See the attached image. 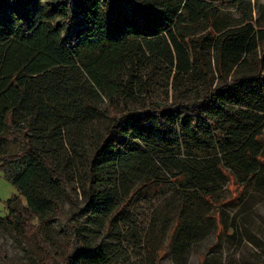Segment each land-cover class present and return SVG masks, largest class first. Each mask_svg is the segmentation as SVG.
Instances as JSON below:
<instances>
[{
  "label": "trees",
  "instance_id": "trees-1",
  "mask_svg": "<svg viewBox=\"0 0 264 264\" xmlns=\"http://www.w3.org/2000/svg\"><path fill=\"white\" fill-rule=\"evenodd\" d=\"M190 5V24L175 11L165 26L167 12L133 0H0V172L19 191L5 201L1 226L19 225L42 247L44 222L57 221L69 236L58 264H115V246L88 241L85 224L109 219L105 235L113 226L119 234L115 222L135 196L174 186L176 213L162 207L160 229L173 219L169 242L180 254L212 225L209 206L221 203L227 171L243 191L255 179L264 168V26L251 0L238 1L240 16L206 0ZM165 68L175 73L174 97L153 103ZM138 94L145 106L131 108ZM101 116L109 124L83 164L89 179L79 199L69 155H81ZM104 173L110 186L95 190ZM156 219L141 227L128 218L129 231L151 235ZM0 264H10L1 246Z\"/></svg>",
  "mask_w": 264,
  "mask_h": 264
},
{
  "label": "rangeland",
  "instance_id": "rangeland-1",
  "mask_svg": "<svg viewBox=\"0 0 264 264\" xmlns=\"http://www.w3.org/2000/svg\"><path fill=\"white\" fill-rule=\"evenodd\" d=\"M133 1L137 6L152 9L154 12L156 10L160 11V9L167 12L164 20L165 26L172 23L171 17L173 18L176 15L175 11H177V15L182 14L188 24L192 22L191 16L193 14L190 13L194 11L193 6L190 5L189 9L186 10L184 8L186 0ZM206 1L223 7L235 16H240L237 12L239 0ZM251 1L254 4V17L257 24L264 26V0ZM154 7L156 8L153 9ZM102 21L104 29L109 30L111 23L107 19ZM169 73L170 69L165 68L164 73L155 75L153 103H171L174 97L172 82L175 73L168 77ZM213 75L214 84L217 85L220 78L217 72ZM189 89L193 92L201 90L196 86ZM144 96L138 94L135 101L129 104L130 107L142 109L145 106ZM103 99L104 102L100 104L102 108L106 107L109 102L105 97ZM108 124L109 120L104 116L94 119L87 128L91 138H87L84 142L79 151L81 155L73 151L69 155L72 160L70 180L79 199L84 196L85 181L89 179L88 171L83 164L87 162L88 157H93L94 144L99 142V136L105 134ZM54 163L57 164L55 160ZM226 174L230 180L228 184L225 183L221 188V199L216 201L217 197H214L216 202L221 201V203H217L215 207L209 206L208 212L210 215L207 219H212V225L207 224L210 228L199 236L189 249L180 254L173 250L174 241L173 244L169 242L172 236L170 230L174 224L173 219L167 221L166 225L160 229L163 223L161 215L164 212L159 213V211L162 207H165V213L171 215L172 218L176 213L171 196L176 190L174 186L162 187L155 185L144 191L142 190L140 194L135 196L130 206L126 208L125 218H121L120 222L119 219L118 222H115L121 231L119 234V231H115L116 227L113 226L112 229L109 228L110 235L106 236L104 230L110 227L111 220L102 219L98 216L94 217L92 222L85 224L86 238L94 243L104 240L115 246L112 247L115 250L112 257L115 264H264V168L262 167L255 179L247 184L244 191L243 187L234 181L228 171ZM115 175L112 174V179L117 181ZM103 176L106 180H100L99 184L104 185L95 184V190L103 191V189H108L110 186L108 174L104 173ZM112 182L114 183V181ZM121 193L125 197L124 188L121 189ZM14 195H19V191L6 178L4 173L0 172V217L7 215L8 210L5 201ZM227 200L231 202H222ZM64 203L68 210L75 209L74 203L66 194ZM152 215L157 219L154 226L155 230L151 235L133 234V231H129L133 222L129 221L128 218H133L141 227H145L146 221ZM176 231L177 229L174 233ZM98 232L101 233V236L97 235ZM42 236L45 245L41 247L27 237L19 225L14 227L0 225V246L8 256L10 264H58L56 256L64 255L69 236L62 230L57 221L52 220L44 222Z\"/></svg>",
  "mask_w": 264,
  "mask_h": 264
}]
</instances>
